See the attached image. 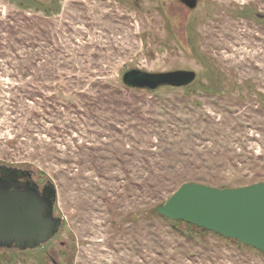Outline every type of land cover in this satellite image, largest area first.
Returning <instances> with one entry per match:
<instances>
[{
    "label": "rangeland",
    "instance_id": "1",
    "mask_svg": "<svg viewBox=\"0 0 264 264\" xmlns=\"http://www.w3.org/2000/svg\"><path fill=\"white\" fill-rule=\"evenodd\" d=\"M175 1L0 0V165L51 181L63 217L0 264H264L156 211L187 181L264 180V0ZM132 68L197 77L134 88Z\"/></svg>",
    "mask_w": 264,
    "mask_h": 264
},
{
    "label": "water",
    "instance_id": "2",
    "mask_svg": "<svg viewBox=\"0 0 264 264\" xmlns=\"http://www.w3.org/2000/svg\"><path fill=\"white\" fill-rule=\"evenodd\" d=\"M196 77L192 69L150 72L132 68L124 72L123 81L129 87L153 90L163 85L185 86ZM12 167L0 165V248H37L51 240L63 222L54 212L57 191H40L31 180L21 182ZM156 211L264 253V180L237 187L187 181L158 203Z\"/></svg>",
    "mask_w": 264,
    "mask_h": 264
},
{
    "label": "flooded vegetation",
    "instance_id": "3",
    "mask_svg": "<svg viewBox=\"0 0 264 264\" xmlns=\"http://www.w3.org/2000/svg\"><path fill=\"white\" fill-rule=\"evenodd\" d=\"M195 4V6H192V4ZM200 0H176L175 1V8L178 5H181L183 7V9H189V10H193L196 9L199 6ZM243 3V2H242ZM179 8V7H177ZM182 9V8H181ZM255 14L257 16H259L260 18H264V13H260L259 11L255 12ZM176 15H180V14H176ZM13 169H11L12 173L14 172V174H16L17 178L21 181V182H25L27 180H31L32 182L35 183V185L38 186L40 191L43 190H47V192H51L55 187L54 184L47 180V181H39L35 176L33 171L29 170V169H25L22 167H12Z\"/></svg>",
    "mask_w": 264,
    "mask_h": 264
},
{
    "label": "trees",
    "instance_id": "4",
    "mask_svg": "<svg viewBox=\"0 0 264 264\" xmlns=\"http://www.w3.org/2000/svg\"><path fill=\"white\" fill-rule=\"evenodd\" d=\"M165 218H168V217H166L165 216ZM169 219V218H168ZM169 220H171V219H169ZM172 221H175V222H182V223H185L186 224V226H188V227H194V228H196V229H198V230H200V231H202V232H208L207 230H205V229H203V228H201V227H198V226H196V225H194V224H191V223H189V222H185V221H182V220H172ZM235 241H237V240H235ZM238 243H240L241 244V242H239V241H237ZM5 249H7V248H5ZM13 249H17V248H13ZM9 250H11V249H9ZM18 250V249H17Z\"/></svg>",
    "mask_w": 264,
    "mask_h": 264
}]
</instances>
